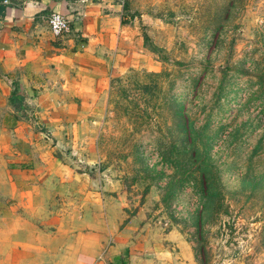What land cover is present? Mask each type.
Instances as JSON below:
<instances>
[{
  "label": "rangeland",
  "instance_id": "obj_1",
  "mask_svg": "<svg viewBox=\"0 0 264 264\" xmlns=\"http://www.w3.org/2000/svg\"><path fill=\"white\" fill-rule=\"evenodd\" d=\"M126 23L148 53L102 100L109 207L199 264H264V0H127Z\"/></svg>",
  "mask_w": 264,
  "mask_h": 264
},
{
  "label": "crops",
  "instance_id": "obj_2",
  "mask_svg": "<svg viewBox=\"0 0 264 264\" xmlns=\"http://www.w3.org/2000/svg\"><path fill=\"white\" fill-rule=\"evenodd\" d=\"M126 5L0 0V264H199L176 228L119 222L102 190L103 97L148 53Z\"/></svg>",
  "mask_w": 264,
  "mask_h": 264
},
{
  "label": "built area",
  "instance_id": "obj_3",
  "mask_svg": "<svg viewBox=\"0 0 264 264\" xmlns=\"http://www.w3.org/2000/svg\"><path fill=\"white\" fill-rule=\"evenodd\" d=\"M47 24L50 32L56 37L70 30L68 18L59 12L52 11L47 17Z\"/></svg>",
  "mask_w": 264,
  "mask_h": 264
}]
</instances>
